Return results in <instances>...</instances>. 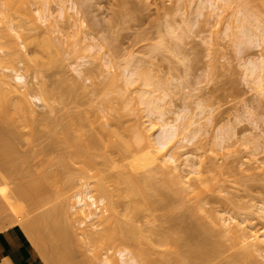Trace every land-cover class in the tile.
Listing matches in <instances>:
<instances>
[{
  "label": "rangeland",
  "instance_id": "374dc122",
  "mask_svg": "<svg viewBox=\"0 0 264 264\" xmlns=\"http://www.w3.org/2000/svg\"><path fill=\"white\" fill-rule=\"evenodd\" d=\"M6 1H11L14 5L19 4V0ZM26 1L32 19L38 16V11L41 8L51 9L53 13L52 16L55 17L53 24L55 27H52L51 30L48 27V22L40 21L41 26L30 31V33L36 37V40H34L33 36L32 38L34 41L30 40L31 42L23 38V41L27 45L28 56L31 58L29 68L25 66L23 61L15 64L8 62L4 65L10 70V73H13V71H11L13 69H19L22 73H26L31 85L33 83H38L37 86L34 84L35 93H40V82H44L52 93L50 92L47 96V105L44 104V102L35 105L37 112L36 118H29L27 121H16L15 124L13 123L23 132V134L21 133L23 136L17 139L15 143L7 145L11 146L10 148H13V150L15 149V152H13L15 157L11 156L13 159L11 160L13 162L15 161V164L18 162L16 165L21 164V167H23L22 163H24V166L27 164L33 166V163H35L32 168L35 171V166L37 164L42 163V165H46L47 162L45 160L55 157L58 154H63L67 146L65 142L62 143V141H64L62 132L69 128L71 135L74 133L76 134L72 127V121L75 119L73 116L79 114L91 121L93 126L97 129H101L102 126L108 128H115L116 126L120 132L124 133L125 138L134 140L135 133L128 130V126H131L135 122V116L139 113L138 111H140L141 115L143 114V121H146V119H151L157 123L160 121L158 120V116H160L158 109L155 110L156 112L154 111L152 118L147 108H139L140 106L142 107L143 104L137 100L136 92L146 88H154L155 90L158 86L160 90L157 88L158 91L156 92V89L155 92L156 94L158 93L157 95H163L160 99L164 97V93L167 91L168 96H165L164 99H162L163 101L160 100L161 103L159 102V104L162 105L160 107L166 111L164 112L169 120L171 119L173 121L177 116L181 117V122H185L188 117V119H191L193 122L191 127H189V131L186 130L190 134L188 137L194 135L193 138H190L191 140H187L186 138L182 139L188 132L185 130V134L180 132L170 142V146L173 145L171 151H177L180 159L188 155L190 158L189 163L192 162L191 164H195V167L200 169L199 174L204 181L201 187L207 186L210 183L214 184L219 180L218 188L208 190L207 198L203 203L205 208L214 212L221 211L228 218L232 217L240 221L243 220L245 221L244 225H247L249 230H257L260 234L264 233V86H261L258 80L254 78L255 75L250 73V68L253 64L247 61L250 60V58L252 60L255 59V61L258 60L257 58L264 52V37L258 36L260 30L256 27L260 23L264 31V0H221L219 2L220 9L216 10L215 13L211 10V5L206 3V0H204V4L201 3L202 0H65V10L61 8L62 0ZM1 5L4 6L2 3ZM72 6H75V8ZM195 11L203 12L201 13L202 15L198 16ZM2 17L3 16L0 14V20ZM244 18L250 19L245 21V24L249 25L247 28L249 31L246 29L247 26L245 24L243 25V20H246ZM1 26H3L2 22H0V27ZM54 28H56L55 32H53ZM242 29L243 31L247 30L248 32H246L248 35L245 36ZM8 30L17 38L18 42L21 43L16 31L11 27H8ZM25 31L26 33L29 32L27 30ZM48 37L52 41L51 44ZM21 51L24 53L23 47H21ZM0 54H3L2 50H0ZM82 61H86V65L83 66H85V69L88 68V71L86 74L83 73L84 75H79L74 68L77 67L78 62L82 63ZM133 64L136 65L135 68H139L140 72L143 71L145 78L149 77L148 79H151L150 82H154L156 87L153 83L148 86L145 85L143 83L145 81H143V76L138 77V74H134L133 76L134 79H136L135 76H137L136 81L133 82L134 84H131V86L128 85L130 88L128 86L126 87V85H124L125 82L123 83L124 80H122L123 72L125 71V67ZM133 66L130 67L133 68ZM112 73L118 76L115 81L116 83L113 81L111 82ZM37 75L38 78L36 80L35 76ZM125 89L130 90L127 91ZM137 101L141 105H139ZM136 106L139 107H137V113L135 114L134 111L136 109H131L130 111L129 108H136ZM138 117H140V115ZM108 122H111L112 125H108ZM120 122L122 124H119ZM86 128H88L89 131H93L90 124H88ZM126 128L127 131L125 130ZM180 129V131L183 130V128ZM158 134L159 132H156L154 137H157ZM221 138L225 140L224 144H221L223 143V139ZM113 139L118 140L116 136H113ZM53 144L56 149H51L52 151L48 154L45 151H40L47 149V145ZM7 148L8 147H6V149ZM0 149L3 150V146H0ZM131 152H135V150H131ZM128 153L130 154V151H128ZM128 153L118 147H113L112 157L116 165L114 164L113 167L111 166L109 171L111 172L112 170V174L114 173L115 176L121 173L122 176L120 177H123V175L126 176L125 172H123L125 170L127 171L126 177H131V174L134 173L133 176L136 175L135 177L139 180H135V178L132 179L131 177V183L128 180V184H126L127 180L116 176L117 179L115 178V183L119 180L118 185H120L121 189H117L118 191L115 189L117 184L114 187L113 182L115 179L114 181L112 180L113 182L109 180L113 184V186H111L107 183V185L111 186H108L111 188L110 190H116H113V193L107 190L109 195L116 193L115 196H119H110L111 200L117 199L113 203L117 201H119V204L121 203L120 206L117 205L118 209L120 208L121 210H118L119 213L123 211L128 213L127 207L130 203V197H139V199L136 198L134 200L131 198L133 201L143 200L139 202L140 204L142 203L141 206L145 209V212L143 210L140 213L143 218L142 216L140 217L139 214L133 216L135 217L134 219H138L134 222H136L135 224L138 222L144 229L147 227L148 229L146 228V230L148 231L150 228L149 232H152V235H150L148 231H145L150 236H145L146 234H144L147 238L143 236L141 238L142 240H140L141 244L144 243V241L146 243L150 241L147 240L148 238L151 239L154 245H158L161 240H166V245L169 244L166 247L168 250V253L166 252L167 255L164 253L161 255L158 251V254H155V250H153V253H150V256L148 255L149 259H153H151L153 264H159L160 261V264H180L176 263V260L172 259V257L170 258V256L177 259L178 256H175L176 253H174V251H178V248L174 250L173 247H179L181 245L178 246V244H174L175 242L173 239L169 242V237H181L182 240L185 239L184 242L187 241L188 247L185 245L186 243H183V249L181 247L180 250L198 247L202 241L207 242V240L211 238L209 232L205 230L207 226L206 223L210 224L211 222L210 216L208 212H204L203 210L193 213L192 209L196 204L195 199L189 202L188 199H183L186 201L182 202L184 205L179 204L181 199L180 196H178L179 192L177 185L172 182L175 184L174 187V184L171 185V180L167 179L169 181L167 182L165 180L166 178H164L166 181L164 182L163 179L160 178L162 177L161 172L159 176L157 173L158 171L153 170L156 168L152 169V165L146 168L149 169L148 174L152 173L156 180L152 178L153 180L150 179L149 182L147 179H144L149 178L146 173L148 169L145 168V172L144 168L138 169L135 168V165L133 167L131 164L132 162L135 164V159L133 161V158L139 156L141 153L138 151L130 155ZM38 154H42L44 157H39ZM48 155L51 157L48 158ZM0 157L3 159L2 156ZM123 159L125 161H123ZM8 160H6L7 163L11 161ZM56 160H53L54 164L49 165V168L52 167L51 169L58 168L57 170H63L65 166L60 167L58 164L59 162L57 163ZM65 160L67 163L71 161L66 158ZM129 162L132 166L129 165ZM51 163L52 162H50V164ZM126 163H128V165H126ZM73 164L75 165V162H73ZM76 165H78V163H76ZM69 166L72 168L73 165ZM79 166H75L77 170ZM99 166L104 169L108 168L103 164ZM32 169L31 172H33ZM67 169L70 170L68 164L65 168L66 173L60 176L61 180L59 178L55 181L56 184L59 185L53 184V186L58 187V189L50 186L52 190L51 193L48 192L47 196L50 195L51 198L45 197L46 199L49 198L47 201L44 198V206L39 205L40 209H38L35 207L36 205L33 206L31 202L25 204V212L27 213L25 214L26 219L35 216L39 211L49 210L66 201L70 208V206L77 201L78 191H87L88 188L90 189V185L93 187L95 186L93 183L98 182L96 178L82 176L80 172L76 170L68 173L70 171H67ZM129 173L130 175H128ZM184 173L186 172L184 171ZM33 174H31L30 177H32ZM138 175H140V177ZM145 175L148 177H144ZM211 178L212 180H209ZM10 179L12 181L0 183L1 205H5L7 200V195H5L7 191L4 192L6 190L5 188L9 186L13 187L16 183L20 182V179L18 181L15 180V178L10 177ZM143 179L145 181H143ZM159 180L160 182L158 183L157 181ZM53 181L54 180H52L51 184ZM136 181H139L140 186H143L142 189L140 187L138 189V183ZM152 182H157V189L162 185L163 191H161V186L159 188L161 192H157L156 186L153 187ZM166 183L170 184V188L167 187ZM68 184L71 187L68 188ZM96 185L100 184L96 183ZM153 185H155V183ZM165 185L167 190L172 189L170 193L167 191L170 195L168 193L165 194ZM62 187L65 188L63 189ZM135 187L138 189L136 192H134ZM172 187L175 188V191H173ZM117 188H119V186ZM125 188H127V193L125 192L126 190H124ZM59 190L61 192H59ZM146 190L153 196L149 194V197ZM132 191L133 193H131ZM54 192H59L61 194L58 196L57 193L56 196ZM92 192L93 194L95 193L96 196L99 194V192H95V190ZM138 192L141 193L139 194ZM143 193L144 195L147 194V196H143L148 198H142L143 196L141 195ZM171 193H174L173 195L176 194V197H179L180 201L177 202L178 199H176V197L171 199L173 196ZM52 194L54 195L53 197ZM130 194L133 195L131 196ZM159 194H162L161 196L164 194L163 197L165 198L161 199ZM126 195H130V197L128 198ZM149 198H151V201L145 200ZM156 198L158 199V203L155 200ZM152 199L156 202H153L154 200ZM159 199L165 205H162ZM148 201L151 202L152 205H150ZM107 202L110 201L107 200ZM146 202L148 203L147 207ZM26 205L31 208L28 210ZM106 205L109 206L111 204L107 203ZM102 206L103 208L101 209H105L104 211L107 212V207L105 208L104 204ZM151 206H154V208ZM1 208L3 209L1 210ZM1 208L0 233L9 228H15L22 233L25 239H27L28 244L31 245V241L29 242L28 240L30 239V233L27 231L26 222L24 225V221H20L18 218L17 221H20V224L16 220L11 222L13 218L15 219V217H17V213L15 212L16 209L14 210L12 207H8V205ZM33 208L36 209L34 210ZM151 208L154 210H151ZM23 212L24 210L20 213L24 214L25 212ZM126 213L124 214L126 215ZM56 217L60 218L59 215H56ZM180 220L184 224L180 222ZM203 223L206 224V226H204ZM21 224L25 229H23ZM63 225H65V227L68 226L63 222L60 227H63ZM188 225L193 228L188 229ZM202 225L204 229L201 227ZM70 228V225L66 228V233H68L66 238L67 240L71 239L72 242L69 241L71 244L67 242V245L71 247L69 248L70 251H68L67 248V250L65 249V253L61 251L62 253L54 252L55 254H53L52 252L55 248L52 247H55V243L58 239L55 237L56 241L53 242L54 238L52 240L48 237V240L44 243L42 254L40 251V255L38 252L36 253L41 260V264H94V262L97 264H105L103 261L96 262L98 260L94 259L93 261V259H91L92 261L90 262V260L87 259L88 257H86L85 250L82 253V246L79 245V241H75L73 230ZM215 228L216 234L214 233V237L218 234L220 235L218 236V238L220 237L219 239L225 240L227 241L226 244H229L230 240L227 238L228 236L225 235L226 238H221L223 232L219 227ZM180 229L182 230L180 231ZM157 230L159 232H157ZM163 231H165V234ZM174 233L175 236L173 237ZM158 237L159 239H157ZM176 237L175 241L178 243ZM131 239L133 240L134 238ZM134 240L133 242L131 241V245L128 243V247L126 243V247H130L129 249L134 250L138 244L134 243ZM154 240H159V242H155ZM146 243L143 245L147 246ZM170 244L173 245V249L170 248L171 251L168 249L171 246ZM226 244L225 246H227ZM117 247L120 248L119 245L115 246L116 249H118ZM116 249L115 251L113 250L114 252L111 250L115 255L113 257L115 260L113 261H115V263H120V255L116 252ZM149 249L151 248L147 250L149 251ZM71 250L75 251L72 252ZM223 251L221 253H223ZM229 251L224 255L220 253L221 256L217 254L219 257L217 255L214 256V258H217L215 261H213L214 258L208 261L212 260L211 264H215L216 262V264H218L220 262L218 260L224 259L222 257L226 258L228 256V258H230L231 251L230 254ZM233 251L234 249L232 252ZM66 252H68L67 254H69L70 258L67 257L68 255H66ZM70 252H72L71 254L75 253L71 255ZM169 252H172L171 254L173 255ZM47 253H49V255L52 253L53 257L51 256L52 258L50 257V259L46 260V258L49 257ZM145 253L147 254L148 252L145 251ZM59 254L61 257H59ZM63 254L65 255L63 256ZM110 254L111 252L107 255L110 256ZM169 254L170 256H168ZM83 255H85V258ZM155 257H157V259ZM165 257H168V260ZM64 258H68L69 261ZM71 258L72 261L70 262ZM261 259L264 260L262 257ZM155 260L157 262H155ZM178 260L179 259H177V261ZM207 263L209 262L202 261L198 264ZM1 264L13 263L9 258H5ZM110 264H114V262L112 263L110 261Z\"/></svg>",
  "mask_w": 264,
  "mask_h": 264
},
{
  "label": "bare ground",
  "instance_id": "6f19581e",
  "mask_svg": "<svg viewBox=\"0 0 264 264\" xmlns=\"http://www.w3.org/2000/svg\"><path fill=\"white\" fill-rule=\"evenodd\" d=\"M220 1L221 0H206V3L211 5V8H212L211 10H213V12L215 13L216 10L220 9V7H219ZM64 2H65V0H62V5H61L62 10H65V6H66V5H64ZM1 3L4 4V6H2ZM201 3L204 4L205 3L204 0H202ZM0 5H1L0 6V14L3 16L0 20V22H2V24H3V26L0 27V50H2V52L4 54V55L0 54V146H3V148H4L3 150L0 149L1 150L0 156L3 157V159H1V157H0V183H5V182L7 183L9 181H12L10 179V177L15 178V180H17V181L20 179V182L16 183L13 187L9 186L8 188L7 187L5 188L6 190L4 189L5 190L4 192L7 191L5 194V195H7L6 196L7 200H6V203L4 202L5 205L0 204V208L8 205V207H12L14 210L16 209L15 212L17 213V217H15V219L12 217L13 219L11 222H13L14 220L17 221V218L20 221H24V225L26 222L27 227L26 226L25 227L27 228V231L30 233V236L28 235L30 237V239H28V240H29V242L31 241L30 242L31 245H28L29 249L32 248L36 253L37 252L39 253V251H40L42 254L44 243H46V240H48V237H49V239H52V240L54 238L53 242L56 241L55 240L56 238L58 239L57 242L55 243V247L54 246L52 247V248H55L52 252L53 254H55L57 252L60 253L61 251H63L65 253V249L67 250V248H68V251H70L69 248H71V247L69 245H67V242L70 243L71 239L68 238L70 240H67V238H66L67 234H68V233H66L67 232L66 228L70 225V227H71L70 229L73 230L72 232H73L74 237L76 239L75 241L80 242L79 245L82 246V249H83L82 253L85 250V254L87 255L86 257H88L87 259H89L90 262L92 261L91 259H93V261L95 259V260H98L96 262H102L103 261V262H105V264H110V261L112 263L114 262V264H153L151 262L152 258L149 259L150 253L152 254L153 250H155L154 251L155 254H158L157 253V251H158L161 255H162V253L167 255L168 250L166 247L169 244L166 245L167 244L166 240H164V241L161 240L163 242H161V241L159 242V240H156L159 243L157 242L158 245H154L152 243L151 239L148 238L147 240H150V241H148L147 243L144 241V243L141 244L140 240H142L141 238L144 236V234H146L145 236L152 235V232H149L150 228L148 231V230H146L147 227L144 229V227L142 225H140L138 222H137V224H135L136 222H134L135 220L137 221L138 219H134L135 217H133V216H137L139 214V216L141 217L142 215H140V213L143 210L145 212L144 207L141 206L142 203L141 204L139 203L140 201L142 202L143 200L133 201L136 198L139 199V197L132 198V197H130V195L132 196L133 194H130L128 196L126 195V197H128V198L130 197L129 198L130 203L128 201L129 204L127 207L128 213L123 211L124 213H126V215L123 212L119 213V211H118V210H120V208L118 209L117 205L120 206L121 203L119 204V201H117L118 204H117V202L113 203L117 199H114L113 201L111 200L110 196L119 197L118 195L115 196L116 193L112 194V195L111 194L109 195V193H108V191H110V193H113L112 192L113 190L116 191L117 189L118 190L120 189V185H118L119 180L117 181V183H115L116 179H117L116 178L117 175L115 176L114 173L112 174V170H111V172L109 171L111 169L110 167L111 166L113 167V165L115 164V160L112 157L113 147H118L127 153H128V151H130V154L135 153L136 151L141 153L137 157L134 156L135 158H133V161L135 159V164L133 162L131 163L133 165V167L135 165V168H138V169L144 168V170L146 172V169L149 168L148 166L151 167V165H152V169L156 168L153 170L158 171L157 172L158 175L161 172L163 178L162 177H160V178L163 179L164 182H166V181L169 182L167 179L171 180L170 181L171 183L174 182L178 187V192H179L178 196H180L181 201L179 200V197H176V194L173 195L174 193H171L173 195L171 197V199H174L173 197H176V199H178L177 202L180 201L179 204H182V205H184V203H182V202H186L183 199H186V200L188 199V202L195 199L196 204H195L194 208L192 209L193 213H195V211L197 212L199 210H203L204 212H208V214L210 216V220H211V222H210L211 225L206 223L207 224V226H206V224L203 223V225L206 226L205 230L207 232H209V234L211 235V238L209 240H207V242L202 241L198 245V247H196V248H191V249L186 248V250H180L181 247L183 249V246H182L183 243H186L185 244L186 246L188 245L187 241L184 242L185 237L183 238L184 240H182L181 237L180 238L176 237L175 233H174L173 237L175 236L178 239V243L175 241L176 240L175 237L174 238L169 237V242H170V240L173 239V241L175 242L174 244H178V246L181 245L179 247H173L174 250H176L178 248L177 249L178 251H176V252L174 251V253H176L175 256H178V258H177V259H179L178 261L173 256H170V254L172 252H169L170 254L168 255V256H170V258L172 257V259H175L176 263H180V264H194V263L196 264L197 263L198 264V263H201L202 261H207V262H209L207 264H211L212 263L211 261L213 260L212 258H214V256H216L217 254L219 256L224 255V254L228 253V251L230 249H231L230 251L232 254L231 255L230 251H229L230 258H228V256L226 258L222 257L224 259L218 260V261H220L218 264H261V263H264V260L261 259V257L264 258V233L260 234L257 230H252V229L249 230L248 226L244 225L245 221H243V220L240 221V220H237L236 218H232V217L228 218L221 211L214 212V211H210L209 209L205 208L203 203L205 202V200L207 198L208 190H214V189L218 188L219 180H217V182H216V180L214 179L216 183H214V184L210 183L207 186L201 187L203 185L202 183L204 181L202 180V177L199 174L200 169L195 167V164H191L192 162L189 163L190 158L188 155H186L184 158L180 159V156H179L177 151H174V152L171 151V148L173 147V145L170 146V142L180 132L185 134L186 130L189 131V129H190L189 127H191L193 122L191 119H188L189 117L185 120V122H181L180 121L181 117H177V116L175 119H173V121L171 119L169 120L168 116L165 115L166 111L163 110L162 107H160L162 105L159 104L160 100L164 99L165 96H168L167 91L165 92L166 94L164 93V97L162 99H160L163 95L161 94V96H160V95H157L158 93L156 94V92L158 91L159 88H158V86L156 87L154 82H152V83L154 84L156 89L158 88L157 90L155 89L156 92H155L154 88H152V89L146 88V89H142V90L140 89L136 93H137V100L141 104H143L142 107L136 106V108L133 107V108H129V109H130V111H131V109L132 110L136 109L134 111V113L136 114L137 109H138L137 107H139L141 109L147 108L149 110L150 116H152L154 111L158 109L160 116H158V114H157V116L159 117L158 120H160V121L158 123L151 120V119L150 120L146 119V121H143L142 118L144 116L142 117L143 114L141 115L140 111H138L140 114L139 113L136 114L135 122L131 126H128V130H131V132L135 133L134 140H130V139L125 138L124 133L120 132L119 129L116 128V126H115V128H108L106 126H102L101 129H97L95 126H93L91 121L87 120L86 118L83 117V115L79 114L77 116H73V117H75V119H73V121H72L73 122L72 127H73L74 132H76V134L74 133L73 135H71L69 128H67L66 130H64L62 132L63 133L62 138L64 137L63 138L64 141H62V143L65 142V145L67 146V147L65 146L66 151L63 152V154H58L55 157H51V156H49L51 154H49L48 158H50V157L51 158L47 159L48 161L45 160L47 162V164L46 165L45 164L42 165V163L37 164L35 166L36 167L35 171L32 169L34 167L35 163H33L34 164L33 166L32 165L30 166L27 163H26L27 165L25 164L26 166H24L23 165L24 163H22L23 167H21V164L16 165L18 162H16V164H15V161L13 162L12 161L13 159L11 157V156H14L13 152H15V149L13 150V148H10L11 146H7V145H9L10 143L11 144L15 143V141L17 139H19L23 136L22 135L23 132L20 131V128L14 124L16 121L21 122V121H27V120H29V118H32V119L36 118L37 112H36L35 105H38V103L41 104L43 102H44V104L47 105V103H48L47 102L48 101L47 96L50 94L51 90L49 91L48 87L44 84V82H40V93L39 92L35 93V88H34L35 85L34 84H36V86H37L38 83H33L31 85L26 73H24V72L22 73L19 69L18 70L13 69V70H11V71H13V73L12 72L10 73V70L7 69V67H5L4 64H6L8 62L11 64H15L17 62L20 63L23 61L25 66L29 68L31 58H29L30 56H28L29 53L27 50V45L23 41V38L26 39L27 41H30V40L32 41L33 38H34V40H36L35 39L36 37H34L33 34L30 33V31L40 27L41 26L40 21H43V22L45 21L46 23L48 22V27L52 30V27H55L53 25L55 17L52 16L53 13H52L51 9L41 8L38 11V16L32 19L30 11L28 10V5H27L26 0H19L18 5H14L11 1L0 0ZM72 7L75 8V6H72ZM202 12L203 11H198L196 13L199 16V15H202L201 14ZM196 13H195V15H196ZM244 19H246V20H243V25L245 24V21L250 20L249 18L248 19L244 18ZM247 24H248V22H247ZM246 26H247L246 27V29H247L249 25H246ZM8 27H11L12 29H14L16 31V34L18 35V38H19L21 43H19L17 38L8 30ZM256 27H257V29L260 30V33L258 34V36L264 37L263 36L264 35L263 27L260 25V23ZM243 29H242V31H243ZM25 30H27L29 32L26 33ZM24 31L26 34L24 33ZM55 31H56V28L53 29V32H55ZM246 31H243L245 36L248 35L247 32L249 30L247 32ZM32 36H33V38H32ZM179 39H181V38H179ZM48 40L50 41V44H51L52 41L50 40V38ZM52 40H53V37H52ZM21 47L24 48V53H23V51H21ZM257 59H258V60H256L257 62L255 61V59L252 60L251 58H250V60H247V61H250V64L251 63L253 64V66L250 68L251 69L250 73L255 75L254 78L256 80H258V82L261 86H264V52H262ZM83 65H86V61L85 62L82 61V63L78 62L77 67L74 68V70H76V72L79 75H82L83 73L86 74V72L88 71V68L85 69L84 68L85 66H83ZM133 65H129L128 67H125V71L123 72L124 74L122 76L123 79L121 78L122 80H124L123 83L125 82L124 85H126V87H127L128 85L131 86V84H134L133 82H135L137 79V76H135L136 79L133 78L134 74H138V77L143 76V81L145 80L143 83L145 85H147V86L151 85L152 84L150 82L151 79H148L149 77L145 78L144 72L143 71L140 72L138 67H137L138 69L135 68L137 64L134 66ZM130 66H133V68ZM116 73H119V72H116ZM112 74H113L112 77L110 76L111 82L113 81L114 83H116L115 81L117 80L118 76L115 73H112ZM35 78L37 80L38 75L35 76ZM125 90L128 91L130 89H125ZM135 98H136V96H135ZM139 102H138V104L141 105ZM135 104H134V106H135ZM138 114L140 115V117H138L139 116ZM152 118H153V116H152ZM10 121H11V123H10ZM180 122L183 124H181ZM6 123H7V125H6ZM178 123H180V124H178ZM88 124L91 125V127L93 128V131H89V129L86 128V126ZM119 124H122V123L120 122ZM108 125L111 126L112 123L108 122ZM180 125H181V127H180ZM180 128H183V130L180 131L181 130ZM125 130L127 131V128ZM188 131H186V132H188ZM156 132L157 133L159 132V134L157 135V137H154V134ZM184 134H183V136H184ZM24 135H25V133H24ZM113 136H116L118 138V140H114ZM188 136H190L189 132L186 133L185 136L182 137V139L186 138L187 140H189L190 138H193L194 135L192 137H188ZM223 138H225V137H223ZM223 138H221V139H223ZM220 142H222V141H220ZM220 142H219V144H220ZM224 142H225V140L223 139V143H221V144H224ZM4 145H6V146H4ZM47 146L48 147L45 146L47 149L40 150V151H42V152L45 151L48 154L50 151H52L51 149H53V150L56 149L54 144L53 145H47ZM56 146H58V145H56ZM6 147H8L9 149L8 148L6 149ZM131 150H133V151L135 150V152H131ZM35 154H37V153H35ZM38 156L42 157L43 155L38 154ZM56 158L58 161L56 160ZM65 158L68 160L70 159L72 162L71 161H70V163L65 162L66 161ZM6 160H8V161L11 160L12 163L10 161L9 162L10 164H9V163H7ZM53 160H56L57 163L59 162L58 164L60 165V167L65 166V168H66V166L68 164V167L70 168V170L67 169V171H70L68 173H71V172H73V170L74 171L76 170V171L80 172V174L82 176H86L89 178L94 177V179L96 178V181H98V182H96V181L95 182L100 184L101 186L96 185V183H93V184H95V186H93L94 188L91 187L92 185H90V189L88 188L87 191H83V190L78 191L77 192V201L75 203H73L70 206V208L68 207V203L66 201L65 203H62L59 206L57 205V207L55 206L54 208H51L49 210L44 209L45 211H39L35 216L26 219L25 214H27V213L25 212V210H26L25 204L28 202H31V204H33V206L36 205L35 207L38 209H40L39 205L44 206L43 202L46 199L45 197L51 198L50 195L47 196L48 192L51 193V190H52V188L50 186H53L54 183L56 184V182H55L56 179L58 180L60 178V180H61L60 176L64 175V173H66L65 168L63 170L62 169L57 170L58 169L57 167H56L57 169H51L52 167L49 168V165L54 164ZM123 161H125V160L123 159ZM50 162H52V163L50 164ZM73 162H75V165L73 164ZM76 163H78V165H76ZM79 163H81V164H79ZM100 164L106 165L108 168L104 169V168L99 166ZM131 164L129 162V165H131ZM69 165H73L72 168H74V169H72L71 166H69ZM126 165H128V163H126ZM75 166H77V167L79 166L78 170ZM124 166H125V164H124ZM146 167H148V168H146ZM30 168L32 169L33 172H31ZM71 169H72V171H71ZM107 171H109L110 173ZM132 171H133V169H132ZM184 171L186 173H184ZM123 172H125V174L127 176V173H126L127 171L124 170ZM148 172H149V169L146 172L147 175L149 176V178H144V179H147L148 181L152 178L155 179L153 177V174L152 173L148 174ZM31 174H33V176H35V177H33V176H32L33 178L30 177ZM119 174L117 176L118 178L120 176H122L121 173H119ZM133 174H131L132 179L133 178H135V180L138 179L135 177L136 175L133 176ZM128 175H130V173ZM147 175H145L144 177H146ZM126 176L123 175V177H120V178L127 180L126 184H128V180L131 183V181H132L131 177L128 176L129 177L128 178ZM138 176L140 177V175H138ZM156 176H157V174H156ZM164 178H166L165 179L166 181L164 180ZM91 179H93V178H91ZM114 179H115V181H114ZM144 179H143V181H145ZM52 180H54V181L51 184ZM109 180L114 181V182L112 181L114 183V187L117 184V186L115 188L116 190L113 189V187H112L113 190H110L111 188H109V187L113 186V184ZM209 180H212V178ZM136 182L138 183V189H139V187L142 189L143 186L142 185L140 186L139 181H136ZM157 182L159 183L160 180ZM157 182H152V186L153 187L156 186ZM91 183H92V181H91ZM107 183H109L111 186L107 185ZM141 183H143V182H141ZM154 183H155V185H153ZM174 183H172L171 185H173ZM122 184H124V183H122ZM145 184H147V183H145ZM175 184H174V187H175ZM56 185H59V184H56ZM104 185H106V186H104ZM166 185L168 188H170L169 183H166ZM166 185L164 188L165 194L168 193L167 191H169V193H170L172 190V189L167 190ZM65 186H66V184H65ZM118 186H119V188H117ZM161 186H159L158 189ZM55 187L53 186V188H55ZM69 187H71V186L69 185L68 188ZM56 188L58 189V187H56ZM126 189L127 188H125L124 190H126ZM138 189H136V187H135L134 192H136V190L138 191ZM158 189L156 186L157 192L163 191L162 190L163 186L161 187V191H160V189L158 191ZM174 189L175 188H173V191H175ZM93 190H95V192H99L100 195L98 194V196H96L95 193L93 194V192H92ZM130 191H128V192H130ZM146 191H144V192H146ZM1 192H2V190H1ZM59 192H61V191L59 190ZM59 192H57L58 196H59V194H61ZM125 192L127 193V190ZM200 192H202V193H200ZM54 193H56V192H54ZM57 193H56V196H57ZM131 193H133V191ZM117 194H119V193H117ZM149 194L152 195L151 193L148 192V196H149ZM143 195H144V193L141 196H143ZM157 195H158V193H157ZM53 196L54 195L52 194V197ZM135 196H138V195H135ZM144 196H147V194H145ZM144 196L142 198H148V197H144ZM163 196H164V194H163ZM163 196H161L160 198L164 199L165 197H163ZM48 199H46V201ZM129 199H126V200H129ZM150 199L151 198L145 199V200H150ZM107 200L110 202H107ZM152 200H154V199H152ZM155 200L157 201L158 199L156 198ZM155 200L153 202H156ZM159 201L161 202L160 199H159ZM107 203L111 204V205H109L110 207L108 205H106ZM149 203H150V205H152L151 202H149ZM157 203H158V201H157ZM161 203H162V205L164 204L163 202H161ZM103 204L105 205L104 206L105 208L107 207V210H106L107 212L104 211L105 209L104 210L101 209V208H103V206H102ZM160 204H159V207H160ZM156 205H158V204H156ZM122 206H124V205H122ZM147 206H148V203L146 204V207ZM151 207L154 208V206H151ZM27 208L29 210V208H31V207L27 206ZM153 208H151V210H154ZM2 209L3 208H1V210ZM13 209H12V211H13ZM23 210L25 213L23 212L24 214H21L20 212ZM147 211H146V213H147ZM56 215L57 216L59 215L60 218L56 217ZM124 215H125V217H124ZM13 216H15V215H13ZM61 216H63V217H61ZM136 218H139V217H136ZM142 218H143V216H142ZM183 218H184V216H183ZM20 221L19 222L17 221V222L20 224ZM63 222H65V224H67L68 226L65 227V225H63V227L62 226L60 227V225ZM180 222H182V221L180 220ZM185 224H186V222H185ZM203 225L201 227L204 229ZM21 226H22V224H21ZM22 227H23V229H25L24 226H22ZM141 227H143V228H141ZM153 227H155V226H153ZM188 227H189V225H188ZM215 227H219V229H221V231L223 232L221 238H224L225 235L228 236L227 238H229V240H230L229 244H226L227 241L219 239L220 237L218 238V236H220V235H218V234L216 235L217 238L214 237L216 234V230H215L216 228ZM185 228H186V226H185ZM191 228H193V227H189L188 229H191ZM154 229H156V228H154ZM181 230L182 229H180V231ZM145 231H148L150 233V235L147 234ZM165 231H163L164 234H165ZM24 232H26V231H24ZM157 232H159V231L157 230ZM29 233H27V234H29ZM166 233H169V232H166ZM166 235H165V237H166ZM79 236H82V237H79ZM171 237H172V235H171ZM131 238H134V239L136 238L135 240L133 239L134 243H138L136 245V248H134V250L129 249L130 247L127 248L128 243H130V245H131L133 242V240ZM145 238H147V237H145ZM153 238H154V234H153ZM129 239H131V240H129ZM157 239H159V237ZM126 243H127V247H126ZM145 243L147 244L148 248H151V249H149V251L147 250L148 249L147 246L143 245ZM224 243L227 246H225ZM118 245L120 246V248L117 247L118 249H116L115 246H118ZM67 246H69V247H67ZM145 246H146V248H145ZM172 246L173 245H171L168 248L169 251H171L170 248H172ZM45 248H44V250H45ZM77 248H79V247H77ZM226 248H228L229 250ZM115 249L117 250L116 252H118L120 255V259H121L120 263H117V262L115 263V261H113V260H115V258H113L115 256L113 253L115 251ZM233 249H234V251L232 252ZM111 250L112 251L114 250V251L112 252ZM223 250L224 251L226 250L225 253ZM71 251L73 252L75 250H71ZM145 251L148 253L146 254ZM222 251H223V253H221ZM44 252H46V251H44ZM72 252H70V254ZM109 252H111L112 255L111 254H110V256L107 255V254H109ZM67 253L68 252H66V255H68L67 257H69V254H67ZM74 253L71 255H74ZM220 253H221V255H220ZM47 254L49 255V253H47ZM51 254L49 255L48 258H46V260L50 259L51 256L53 257V254L52 255ZM39 255H40V253H39ZM43 255L47 256L46 254H43ZM64 255L65 254H63V256ZM171 255H173V254H171ZM84 256L85 255H83V257ZM40 257H42V256H40ZM56 257H57V254H56ZM59 257H61L60 254H59ZM155 258L157 259V257H155ZM67 259L68 258H66L65 260H67ZM210 259H212V260L208 261ZM215 260H217V258H214L213 261H215ZM68 261H69V259H68ZM71 261H72V258H71L70 262ZM155 262H157V261L155 260ZM160 263H161V261H160ZM90 264H93V263H90ZM94 264H97V263L94 262ZM154 264H156V263H154Z\"/></svg>",
  "mask_w": 264,
  "mask_h": 264
},
{
  "label": "crops",
  "instance_id": "0c3cea01",
  "mask_svg": "<svg viewBox=\"0 0 264 264\" xmlns=\"http://www.w3.org/2000/svg\"><path fill=\"white\" fill-rule=\"evenodd\" d=\"M28 241L15 228H9L0 233V264L5 258L13 264H41L36 252L28 249Z\"/></svg>",
  "mask_w": 264,
  "mask_h": 264
}]
</instances>
